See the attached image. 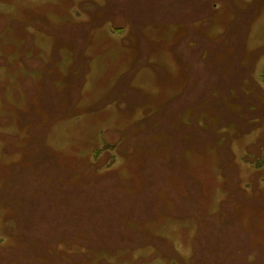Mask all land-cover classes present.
Listing matches in <instances>:
<instances>
[{
	"label": "rangeland",
	"instance_id": "374dc122",
	"mask_svg": "<svg viewBox=\"0 0 264 264\" xmlns=\"http://www.w3.org/2000/svg\"><path fill=\"white\" fill-rule=\"evenodd\" d=\"M0 264H264V0H0Z\"/></svg>",
	"mask_w": 264,
	"mask_h": 264
},
{
	"label": "trees",
	"instance_id": "16d2710c",
	"mask_svg": "<svg viewBox=\"0 0 264 264\" xmlns=\"http://www.w3.org/2000/svg\"><path fill=\"white\" fill-rule=\"evenodd\" d=\"M50 162L51 163H54L55 161H54V159H51ZM54 165H55V163H54ZM60 170H61L60 167H59L58 170H55V171H53V169H52L51 176H50L49 179L52 182H55V185H58L61 182V180L59 179L60 178V173H59ZM52 176H53V178H52ZM41 178H42L41 176L35 177L36 188L39 190L41 196H45L46 189L44 191H42V189L39 187L42 184V179ZM58 187L61 188V186H59V185H58ZM71 189H74V186L71 187ZM76 189H78V187H76ZM61 190L63 192L65 191V189H62V188H61ZM59 191H60V189L58 190L57 187L55 189H51L50 190V193H48V191H47V194L49 196V200H51V198L53 200L54 198H56L57 196H59ZM155 199L157 200V197ZM49 208H50L49 210L54 211L57 207H55V206H49ZM27 237H29V236H27ZM14 250L21 251L22 248H14ZM24 250L26 251V249H24ZM27 252H29V250H27ZM2 256H3V252H1V261L3 260Z\"/></svg>",
	"mask_w": 264,
	"mask_h": 264
}]
</instances>
